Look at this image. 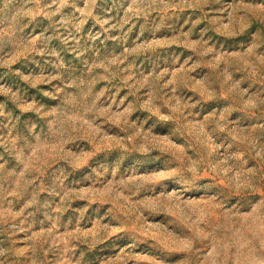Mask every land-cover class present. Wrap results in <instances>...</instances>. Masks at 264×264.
<instances>
[{
	"label": "rangeland",
	"instance_id": "rangeland-1",
	"mask_svg": "<svg viewBox=\"0 0 264 264\" xmlns=\"http://www.w3.org/2000/svg\"><path fill=\"white\" fill-rule=\"evenodd\" d=\"M0 264H264V0H0Z\"/></svg>",
	"mask_w": 264,
	"mask_h": 264
}]
</instances>
